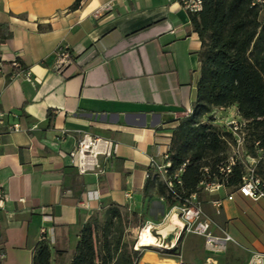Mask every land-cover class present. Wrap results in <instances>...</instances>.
I'll list each match as a JSON object with an SVG mask.
<instances>
[{
	"label": "crops",
	"instance_id": "1",
	"mask_svg": "<svg viewBox=\"0 0 264 264\" xmlns=\"http://www.w3.org/2000/svg\"><path fill=\"white\" fill-rule=\"evenodd\" d=\"M73 1L0 0V110L5 125L19 124L1 135L0 264H30L41 224L52 228L50 264H69L82 224L107 206L136 211L159 230L176 210L143 186L150 158L168 153L172 129L195 98L200 40L190 13L167 0H82L70 9ZM60 50L69 62L58 66ZM83 133L116 142L111 157L97 156V174L78 172L70 160ZM202 192L212 231L223 228L234 240L227 253L241 251L246 264L252 250L264 251V198L225 186ZM141 249L137 264L178 262ZM222 253L208 252L195 234L181 243L188 264Z\"/></svg>",
	"mask_w": 264,
	"mask_h": 264
},
{
	"label": "trees",
	"instance_id": "2",
	"mask_svg": "<svg viewBox=\"0 0 264 264\" xmlns=\"http://www.w3.org/2000/svg\"><path fill=\"white\" fill-rule=\"evenodd\" d=\"M81 1L74 0L69 8L76 9ZM190 23L200 40L195 98L191 113L178 118L173 127L168 149L169 173L185 163L180 183L175 181L169 189L163 181L148 177L143 186L145 195L153 189L169 207L181 204L193 192L200 197L202 180L217 178L232 190L241 183V164H235L227 175L218 171L228 153L226 139L232 137L213 122L214 108L235 105L245 121L249 154H256V142L264 146V9L250 0H203L202 9L190 14ZM8 36L9 32L2 34V38ZM255 172L264 179V159ZM144 222L141 214L119 205L96 212L82 224L69 264H137L141 252L133 248L131 230ZM50 259L51 244L39 239L30 264H50Z\"/></svg>",
	"mask_w": 264,
	"mask_h": 264
},
{
	"label": "built area",
	"instance_id": "3",
	"mask_svg": "<svg viewBox=\"0 0 264 264\" xmlns=\"http://www.w3.org/2000/svg\"><path fill=\"white\" fill-rule=\"evenodd\" d=\"M177 2L183 9L188 13L194 14L202 9L203 0H167ZM251 5L259 6L264 9V0H250ZM109 4L104 6L102 10L108 9ZM69 62V54L66 50H60L57 54L56 63L57 65H64ZM12 65L19 67V62L14 59L11 61ZM25 76L29 78L28 71L25 72ZM223 108H214L211 111V116L215 124L223 126L227 131L231 133L230 139H226L228 146V153L225 161L218 166V171L222 175H227L231 172L232 167L239 163L242 165L243 172L241 176V183L237 186L236 191L241 195L248 197L252 200H258L264 198V179L258 176L255 172L256 165L259 161L264 159V146H260L258 142L256 145V154L251 155L245 149L246 142V129L245 121L239 117V115L234 112L230 117L222 119L216 116L218 110ZM191 113L189 109L185 115ZM19 128L18 123H12L5 125V113L0 110V148H1V135L5 130L13 131ZM116 150V142L108 138H102L97 135H91L83 133L79 136L76 142V146L73 150L69 152V157L71 162L74 163L78 172L85 173L87 171H92L95 174L101 172L102 169L97 161V156L102 155L104 158H109L113 155ZM185 163L174 172L169 173L167 167L170 166V160L168 153H164L161 157V161L154 158H150L149 170L146 172L147 177H156L157 179L163 181L166 186L171 189L173 183L176 181L180 183L179 175L183 171ZM204 173L208 174V168L203 169ZM199 186L203 191L215 192L220 188L224 187L223 180L217 178L211 181L202 180ZM6 195L0 189V208L3 206V201ZM228 200L233 198L232 193H229L225 197ZM215 211L218 212L222 203L221 198H215L211 200ZM176 217L180 220V228H172L168 230L165 234H162L158 227L150 221H145L142 227L137 228L134 234L135 242L133 248L135 250H141L143 245H138V238L140 235V230L149 226L151 232L155 235L156 241L159 244L158 247L164 249H173L177 246L179 236L181 234H195L203 238L204 248L212 253L218 254L224 252L227 244L234 241L232 236L223 228H219L218 233L212 231V221L204 215L200 207V201L198 199L197 193L193 192L185 197L181 204L176 206L175 213ZM167 216V215H166ZM44 221H50L51 217L49 215L43 216ZM169 235L171 237H169ZM39 239L48 241L50 244L53 243L52 228H48L44 224L39 227ZM171 240V244L166 246L167 240ZM146 246V245H144ZM4 257V254L0 252V260ZM210 259V258H209ZM246 264H264V251L252 250Z\"/></svg>",
	"mask_w": 264,
	"mask_h": 264
},
{
	"label": "rangeland",
	"instance_id": "4",
	"mask_svg": "<svg viewBox=\"0 0 264 264\" xmlns=\"http://www.w3.org/2000/svg\"><path fill=\"white\" fill-rule=\"evenodd\" d=\"M232 109L233 108L230 107L227 109L218 110L216 113L217 119L218 118L225 119V118L230 117L231 114L233 113ZM162 228H164V227H162ZM184 236H185L184 234H181L179 236L177 246L173 249L167 250V249H164V248H161L158 246H151V247H155L160 253L164 254L165 256H170L172 258L175 257V259H177V261H178L177 264H185L184 263L185 257L180 254L181 243L184 239ZM132 237H134L133 232H132ZM140 252L142 253V249L140 250ZM225 253H226V255H225ZM213 257L216 258V261L210 260L208 262L206 261L203 264H228V261H230V260H232L231 262H234L235 264H242V260H243V254L241 253V251H234L233 253L232 252L227 253V249H225V251L218 256L217 255L212 256V259H213ZM186 264H188V263H186Z\"/></svg>",
	"mask_w": 264,
	"mask_h": 264
},
{
	"label": "bare ground",
	"instance_id": "5",
	"mask_svg": "<svg viewBox=\"0 0 264 264\" xmlns=\"http://www.w3.org/2000/svg\"><path fill=\"white\" fill-rule=\"evenodd\" d=\"M169 222H172L170 226L168 225ZM180 226H181L180 220L176 217L175 214H172L168 218L167 225H165L164 228H162L160 231L162 234H165L167 230L172 229L174 227L180 228ZM137 244L159 246V244L156 241L155 235L151 232L150 227L148 225L140 230V235ZM170 244H171V240L169 239L167 240L166 246H169Z\"/></svg>",
	"mask_w": 264,
	"mask_h": 264
},
{
	"label": "water",
	"instance_id": "6",
	"mask_svg": "<svg viewBox=\"0 0 264 264\" xmlns=\"http://www.w3.org/2000/svg\"><path fill=\"white\" fill-rule=\"evenodd\" d=\"M169 237H171V236L169 235ZM167 250H169V249H167Z\"/></svg>",
	"mask_w": 264,
	"mask_h": 264
}]
</instances>
